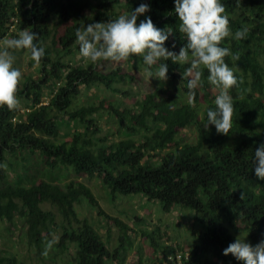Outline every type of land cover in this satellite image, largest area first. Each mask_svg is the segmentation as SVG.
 Returning a JSON list of instances; mask_svg holds the SVG:
<instances>
[{
	"label": "trees",
	"instance_id": "trees-1",
	"mask_svg": "<svg viewBox=\"0 0 264 264\" xmlns=\"http://www.w3.org/2000/svg\"><path fill=\"white\" fill-rule=\"evenodd\" d=\"M141 2L150 4L151 11L141 15L138 23L151 16L157 27L173 31L165 44L178 53L187 38L179 31L174 0H0V38L16 28L27 29L38 33V42L45 48L40 61L42 78L27 77L18 85L17 97L26 101V107L19 104L13 111L0 107V181L7 177L6 154L38 153L47 168L67 167L78 176L96 177L115 196L144 195L160 201L166 212L176 205L192 209L194 223L201 229L191 250L182 251V264H243L231 254L223 255V249L239 236L252 245L264 239V180L256 177L252 162L255 149L264 142V0H222L231 32L247 29L245 38L229 36L221 42L230 49L231 55L224 59L238 78V84L229 90L234 111L228 135L218 134L214 126L204 128L207 110L215 108L220 89L208 83L203 65L201 83L189 103L187 83L195 76V70L187 74L190 62H158L168 64L169 87L146 94L133 105L116 100L74 107L82 86L102 83L117 90L115 83L128 76L125 63L144 64L135 55L119 62H66L63 54L79 49L76 29L129 14ZM55 20L63 26L62 33L54 32ZM107 63L117 67L106 73L101 67ZM54 85L47 102L44 89ZM100 111L114 117L127 137L97 141L95 135L102 129L94 115ZM59 115L79 121L85 133L61 140ZM188 129L195 134L193 141L184 134ZM83 199L101 217L129 230L120 218L103 210L90 187L76 181L65 187L44 179L0 187V219L9 223L24 220L28 246L37 254L51 248L64 254L73 250V260L62 258L65 263L125 264V242L120 241L112 252L93 224L80 217L76 206ZM44 203L57 207L61 222L55 212L42 207ZM149 238L155 247L160 246L155 236ZM0 264L25 262L0 250ZM151 264L164 263L156 258Z\"/></svg>",
	"mask_w": 264,
	"mask_h": 264
},
{
	"label": "rangeland",
	"instance_id": "rangeland-1",
	"mask_svg": "<svg viewBox=\"0 0 264 264\" xmlns=\"http://www.w3.org/2000/svg\"><path fill=\"white\" fill-rule=\"evenodd\" d=\"M55 33H62L64 28L59 26L57 21L53 22ZM17 28L13 33L3 36L0 41L10 39L19 32ZM52 44V40L49 41ZM14 66L22 72L21 83L27 78L40 79L43 76L41 63L35 64L30 58L28 50L15 51ZM66 62H90L85 61L79 55V49L74 50L72 54L64 53ZM117 66L112 63L102 65L104 72H110ZM124 73H127L125 81L115 83L117 90L109 89L105 84L98 83L90 87L82 86L75 99V108L77 106H90L99 104L101 101L120 100L127 105H133L141 100L146 94L154 93L161 87H169V81H160L155 77H150V70L146 65L134 61H128L124 64ZM56 84V81H55ZM44 89V100L49 102L52 97V90ZM57 88V86H56ZM215 89V93H218ZM22 108L26 107V101L19 99ZM97 119L101 133L95 135L96 140L99 138L105 140H120L127 137L118 121L107 111H100L94 115ZM59 124L61 140L68 139L75 134H84L82 124L75 120L71 121L68 116L59 115ZM186 137L194 140L193 132L188 129L184 131ZM7 162L5 164L6 179L0 181V187L5 185H29L38 179H44L48 182L65 187L71 181L82 182L91 188L98 199L100 206L110 216L120 218L129 230L117 226L111 218L101 217L99 210L94 207L87 199H83L77 204V211L82 219H88L96 230L104 237L108 247L114 252L120 245V241L125 242L127 250L124 254L125 264H136L143 260L145 264H151L156 258L167 263V258L175 251H190L194 245L196 234H199L200 226H196L193 218V211L190 208H184L180 205L173 207L172 211H164L160 201L148 200L144 195H113L101 180L98 178H86L78 176L73 169L61 167L57 170H51L43 164L44 157L40 154H32L28 151L18 152L16 154H6ZM42 207L45 210L53 211L58 216V221H62V216L57 207L51 203H44ZM27 227L22 219H17L14 223L0 219V250L9 252L18 256L25 264H68L63 259L73 260V250L68 253H60L49 248L47 254H37L34 248L28 246ZM196 232V233H195ZM147 233V235H146ZM149 235L157 238L160 246L155 247ZM57 236L59 234L57 233ZM125 239V240H124ZM63 258V259H62ZM116 264V263H113ZM168 264V263H167Z\"/></svg>",
	"mask_w": 264,
	"mask_h": 264
},
{
	"label": "clouds",
	"instance_id": "clouds-1",
	"mask_svg": "<svg viewBox=\"0 0 264 264\" xmlns=\"http://www.w3.org/2000/svg\"><path fill=\"white\" fill-rule=\"evenodd\" d=\"M174 5L180 21L179 31L187 38L186 45L178 53L165 44L173 31L157 27L151 16H145L138 23L141 15L151 11L150 4L141 2L129 14H121L106 23L78 27L75 37L79 55L92 64L102 60L119 62L133 55L139 56L148 69L157 66L149 75L160 81L169 78L168 64L158 62L169 59L179 65L190 62L187 74L191 75L195 70V76L187 83L189 103H192L193 90L201 83L200 66L203 65L208 70V83L220 89L214 99L215 108L207 110L204 128L207 130L214 126L218 134L228 135L232 130L234 111L229 90L238 84V78L224 59L231 55L230 49L222 47L221 42L229 36L241 40L245 38L247 29L237 30L234 34L231 32L222 0H174ZM172 48H175L174 43ZM19 50H28L35 64H39L45 55V48L39 44L38 33L34 31L21 30L15 37L0 41V107H6L9 111L19 105L17 90L22 72L14 66L13 54ZM252 162L256 177L264 180V142L255 149ZM51 243L48 244L49 248ZM229 254L243 264H264V239L252 245L239 236L223 249V255Z\"/></svg>",
	"mask_w": 264,
	"mask_h": 264
},
{
	"label": "built area",
	"instance_id": "built-area-1",
	"mask_svg": "<svg viewBox=\"0 0 264 264\" xmlns=\"http://www.w3.org/2000/svg\"><path fill=\"white\" fill-rule=\"evenodd\" d=\"M15 120H17V118H15ZM169 260L178 264H182L184 260V253L180 251H176L174 254L169 256Z\"/></svg>",
	"mask_w": 264,
	"mask_h": 264
}]
</instances>
